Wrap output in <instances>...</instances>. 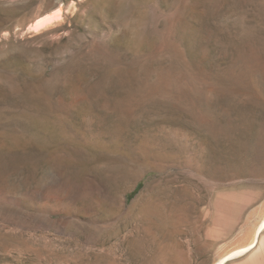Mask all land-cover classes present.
<instances>
[{
    "label": "rangeland",
    "instance_id": "1",
    "mask_svg": "<svg viewBox=\"0 0 264 264\" xmlns=\"http://www.w3.org/2000/svg\"><path fill=\"white\" fill-rule=\"evenodd\" d=\"M263 202L264 0H0V264H211Z\"/></svg>",
    "mask_w": 264,
    "mask_h": 264
},
{
    "label": "bare ground",
    "instance_id": "2",
    "mask_svg": "<svg viewBox=\"0 0 264 264\" xmlns=\"http://www.w3.org/2000/svg\"><path fill=\"white\" fill-rule=\"evenodd\" d=\"M61 17L62 12L60 7L55 8L37 17L31 24V27L34 29H39L49 25L51 22L53 23V21L60 19ZM169 83H172V79ZM247 199L248 201H252V198L250 197ZM248 215L249 216L246 217V224L244 223L245 227L242 230L243 234L240 232V234H242L241 237H238V240L236 239V242L233 246L228 249L226 248L221 254H219V256L213 260L211 264H225L230 260L247 254L263 243L262 234L264 232V202Z\"/></svg>",
    "mask_w": 264,
    "mask_h": 264
}]
</instances>
